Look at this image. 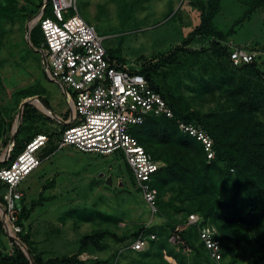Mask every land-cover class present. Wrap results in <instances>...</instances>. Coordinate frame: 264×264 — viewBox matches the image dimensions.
I'll list each match as a JSON object with an SVG mask.
<instances>
[{
  "label": "rangeland",
  "instance_id": "1",
  "mask_svg": "<svg viewBox=\"0 0 264 264\" xmlns=\"http://www.w3.org/2000/svg\"><path fill=\"white\" fill-rule=\"evenodd\" d=\"M13 1L15 3L0 0V123L12 115L16 118L21 103L30 100L43 117L35 125L51 135L56 134L61 124L55 118H61L69 109L70 93L46 76L38 43L33 45L36 48L31 47L23 34V14L29 4L26 0ZM199 1L76 0V9L104 38L103 45L110 50L116 49L114 54L122 59L121 63L137 69L153 65L155 70H151V75L155 83L169 94L168 100L181 111L198 115L211 112L227 114L233 108L236 96L228 95L227 87L248 90V84L262 79L243 66L230 65L225 56H216L209 43L218 41L227 52L239 47L254 52L256 67L264 75V6L247 12L248 6L241 0H219L212 22L213 29L220 31L223 37H197L192 49L202 52H180L172 62L162 63L160 57L180 44L199 23ZM202 2L206 4L207 0ZM40 98L47 100L50 111L41 105ZM254 115L256 122L264 123L263 106ZM20 133L25 136L28 131ZM52 177L56 184L47 190L52 199L37 206L25 221L33 247L44 259L76 252L80 237L99 229L128 235L142 225L151 228L170 223L175 225L168 237L172 246L167 243L171 251L162 249L154 260L160 264L206 263L194 250L182 244L174 233L184 227L182 220L186 213L193 211L200 201L186 199L180 187L171 188L170 185L159 191L158 205L152 212L133 185L128 165L118 152L101 155L79 152L72 147L56 150L42 159L40 166L21 182L26 204L36 198L43 181ZM107 177H111L109 184L105 183ZM204 200L202 207L206 208L210 201ZM73 208L106 213L115 221L101 218L81 221L73 214H66ZM260 230L263 227L255 221L249 225L240 222L224 226L222 231L219 230L221 235H227L231 240L247 236L250 243L244 252L241 251L242 246L226 251L223 260L217 264L229 261H234V264H264V239L257 237ZM157 240L161 241V237L154 241ZM131 241L119 243L105 237L103 248L81 252L78 264H94L96 261H108V264L149 263L152 253L151 257L145 256L149 240H144L141 252L130 250ZM197 242L192 240L195 247H198ZM9 248L8 237L0 232V251Z\"/></svg>",
  "mask_w": 264,
  "mask_h": 264
},
{
  "label": "trees",
  "instance_id": "2",
  "mask_svg": "<svg viewBox=\"0 0 264 264\" xmlns=\"http://www.w3.org/2000/svg\"><path fill=\"white\" fill-rule=\"evenodd\" d=\"M11 1L15 3V1ZM241 1L247 4V12H251L258 6H264V0ZM25 2L29 4V7L24 10L23 14L25 20L23 34L31 47L36 48L34 47L35 43H38L37 48H40L42 32L39 21L41 18L51 16V1L26 0ZM199 5L201 9L199 23L181 40L180 44L175 45L166 55L160 57L162 63L172 62L180 52H190L192 54L202 52L203 50L188 48L190 43L197 40V37L213 36L220 39L223 37L220 31L213 29L212 22L213 15L219 8V0H207L206 4L200 0ZM217 42L212 40L209 46L216 56H225L232 65L229 59L230 52H227L226 47ZM114 52H116V49H107V53L111 57L121 62L122 59L117 57ZM255 60L239 66H243L250 72L257 74L262 80H255L253 83L248 84V90L239 88L235 90L229 85L226 89L227 94L231 96L235 94L236 96L234 97L233 108L227 114L214 112L205 115H198L194 112L186 114L181 111V108L168 100L169 94H166V91H163L158 83H155L151 75V70H155L153 65L136 70L147 79L153 89L161 93L174 113V119L164 116H148L143 123L131 127L132 134L144 149L162 163L153 173L150 181L151 186L157 191L155 203L158 205L159 191L170 185L171 188L180 187V192L184 194L186 199H198L200 201V204L193 211L186 213L185 219L182 220L184 227L175 230L174 233L178 240L183 242L182 244L194 250L197 256L202 257L206 262L205 264H214L215 261L211 259L207 249L199 239L197 227L185 224L190 213H197L205 222L216 225L218 234L215 235V238L220 242L221 260H223L226 251L236 250L242 246L241 251L244 252L250 243L247 236L231 240L227 235H221L220 231L224 226L240 222L249 225L255 221L259 222L264 230V123L256 122L257 117L254 115L255 112L262 109V106L264 107V75L257 69ZM38 101L50 111L46 99L40 98ZM72 111L73 106L70 104L64 116L55 118L61 124V127L56 134L51 135L50 133V140L43 148L42 156L45 158L56 150H60L57 149L53 136L62 131ZM42 118L33 102L29 100L22 104L21 111L18 112L16 118L12 115L7 121L0 123V136L3 135L0 139V158L5 157V160H0V167L11 163L15 156L24 149L26 143L35 135L48 133L35 125V122ZM176 119L198 124L206 130L213 143V158L208 159L206 157L200 141L178 129ZM23 130L28 131L27 135H21L20 132ZM14 131L16 132L11 142ZM131 180H133L135 186L132 174ZM55 182L54 177L44 180L36 198L30 201L29 204H26L25 193L22 189L23 197L20 200V209L16 213L15 220V225L20 227V230L12 236L16 242L7 236L0 218V232L6 238L8 237L10 244L9 249L0 251V264H78L80 262L78 259L79 254L90 248H103L102 241L105 237H111L114 241L120 243L132 239L134 241L141 233L149 240V250L145 256L151 257L152 253L150 264L152 261L153 264H160L155 261V256L156 253H161L162 249L167 248L169 252L171 251L172 245L168 242V237L175 225L167 223L162 227H148L149 229L142 225L128 235H118L109 229H99L82 235L76 252L70 255L51 256L44 259L40 251L33 247L34 242L30 237V229L25 227V221L29 219L31 212L37 206L52 199L47 190L53 188ZM6 187V184L0 183V217L4 211L2 197ZM204 198L210 201L206 204V208L202 207L206 201ZM180 210H183V208H180ZM66 214H73L81 221L94 218L115 221L113 216L99 211L87 212L73 208L68 210ZM263 230L257 233L258 238L264 239ZM151 234L155 236L154 239L149 238ZM158 236L161 237V241H154ZM192 240L196 242L198 240V247L192 244ZM96 262L109 263L108 261ZM234 263V261H229L225 264Z\"/></svg>",
  "mask_w": 264,
  "mask_h": 264
},
{
  "label": "built area",
  "instance_id": "3",
  "mask_svg": "<svg viewBox=\"0 0 264 264\" xmlns=\"http://www.w3.org/2000/svg\"><path fill=\"white\" fill-rule=\"evenodd\" d=\"M51 16L39 21L42 42L39 53L44 58L46 76L70 93L72 114L65 127L55 135L57 149L72 147L84 153L121 154L128 165L135 187L152 212L156 210V189L150 181L162 165L138 142L131 127L148 116L174 119L170 105L147 79L107 53L104 38L80 16L76 0H50ZM229 59L234 66L255 59L252 51L235 48ZM178 129L200 141L208 159L213 158L212 140L200 125L176 119ZM50 133L35 135L24 149L0 168V181L7 185L3 194L2 227L9 236L20 230L15 225L16 213L23 197L21 182L40 164L43 148ZM186 225L197 227L199 239L211 259H222L220 242L214 225L197 213H190ZM150 239L155 236L151 234ZM146 236L141 233L130 249H143ZM15 241V239H13Z\"/></svg>",
  "mask_w": 264,
  "mask_h": 264
},
{
  "label": "water",
  "instance_id": "4",
  "mask_svg": "<svg viewBox=\"0 0 264 264\" xmlns=\"http://www.w3.org/2000/svg\"><path fill=\"white\" fill-rule=\"evenodd\" d=\"M42 58H43V56H42ZM43 59H44V58H43ZM62 88L64 89V87H62ZM26 101H28V100H26ZM26 101H24V102H26ZM24 102L21 103V105H20V109H19L18 112L21 111L22 104H23ZM41 105H43V104L41 103ZM43 107H45V106L43 105ZM45 109H46V107H45ZM15 132H16V131H14L13 136L11 137V142H12L13 139H14V134H15ZM110 182H111V177H107V178L105 179V183H106V184H109ZM22 247H23V246H22ZM26 252H27V251H26Z\"/></svg>",
  "mask_w": 264,
  "mask_h": 264
},
{
  "label": "crops",
  "instance_id": "5",
  "mask_svg": "<svg viewBox=\"0 0 264 264\" xmlns=\"http://www.w3.org/2000/svg\"><path fill=\"white\" fill-rule=\"evenodd\" d=\"M153 26H154V25H153ZM153 26H152V27H153ZM196 42H197V40H194L192 43L189 44L188 48H189V49L195 48V47H192V44H195ZM190 46H191V47H190ZM238 46H240V45H238ZM194 50H195V49H194ZM2 136H3V135L0 136V139H1ZM3 158L5 159V157H3Z\"/></svg>",
  "mask_w": 264,
  "mask_h": 264
},
{
  "label": "clouds",
  "instance_id": "6",
  "mask_svg": "<svg viewBox=\"0 0 264 264\" xmlns=\"http://www.w3.org/2000/svg\"><path fill=\"white\" fill-rule=\"evenodd\" d=\"M42 106H43V105H42ZM0 160L3 161V160H5V159H4V158H0ZM39 166H40V165H39ZM39 166H38V167H39ZM38 167H37V168H38ZM0 168H1V167H0ZM37 168H36V169H37ZM36 169H35V170H36ZM0 183H2V182L0 181ZM22 192H23V190H22ZM15 242H16V241H15Z\"/></svg>",
  "mask_w": 264,
  "mask_h": 264
}]
</instances>
